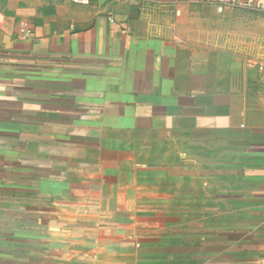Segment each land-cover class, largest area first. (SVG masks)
<instances>
[{
    "label": "crops",
    "instance_id": "obj_1",
    "mask_svg": "<svg viewBox=\"0 0 264 264\" xmlns=\"http://www.w3.org/2000/svg\"><path fill=\"white\" fill-rule=\"evenodd\" d=\"M263 118L264 0H0V264H264Z\"/></svg>",
    "mask_w": 264,
    "mask_h": 264
},
{
    "label": "built area",
    "instance_id": "obj_2",
    "mask_svg": "<svg viewBox=\"0 0 264 264\" xmlns=\"http://www.w3.org/2000/svg\"><path fill=\"white\" fill-rule=\"evenodd\" d=\"M71 2L78 5H87L89 3V0H71ZM225 7L226 4H219L217 6V10L219 12H222ZM263 125H264V118H263Z\"/></svg>",
    "mask_w": 264,
    "mask_h": 264
},
{
    "label": "rangeland",
    "instance_id": "obj_3",
    "mask_svg": "<svg viewBox=\"0 0 264 264\" xmlns=\"http://www.w3.org/2000/svg\"><path fill=\"white\" fill-rule=\"evenodd\" d=\"M234 15H236V13Z\"/></svg>",
    "mask_w": 264,
    "mask_h": 264
}]
</instances>
